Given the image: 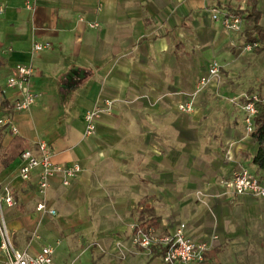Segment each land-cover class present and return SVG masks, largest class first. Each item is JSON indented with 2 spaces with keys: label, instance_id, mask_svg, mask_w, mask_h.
<instances>
[{
  "label": "crops",
  "instance_id": "0c3cea01",
  "mask_svg": "<svg viewBox=\"0 0 264 264\" xmlns=\"http://www.w3.org/2000/svg\"><path fill=\"white\" fill-rule=\"evenodd\" d=\"M168 8L169 0H0V88L13 103L19 94L7 87V79L18 64L32 63V87L38 93L29 110L12 113L17 134L28 149L46 140L57 163H78L83 168L67 187L61 177L51 181L48 203L58 213L53 219L36 210L41 199L37 174L29 185L20 181L19 155L3 170L0 183L12 187L17 202L6 212L16 250L34 255L42 247L51 246L56 264H110L96 262L95 256L100 255L91 254L85 244L98 240L104 247L113 248L116 241L133 234L129 226L135 220L161 233L173 232L180 225L154 213L152 172L151 182L146 181L145 202L137 203L146 212L134 218L130 207L137 202V190L125 179V174L137 173V160H143L150 173L158 158L153 156L154 114L159 113L163 119L167 110L139 100L127 102L144 90L140 66L147 65L152 75L167 70L165 50L169 45L140 38L153 33V17L167 14ZM88 22H97L99 27L91 28ZM36 41H49L52 48L34 52ZM105 99L114 100L112 112L102 114L97 135L86 138L84 114ZM7 129L5 146L13 137ZM230 139L234 160L228 164L230 170L224 179L213 183L210 194L214 197L205 199V204L193 201L189 205L187 192L177 191L186 208V234L196 241L212 243L207 264H227L229 257H234L232 263L236 264L235 253L243 252L236 245L242 233H235L232 226L237 225L235 200L248 198L235 196L225 182H230L241 167H247L264 184V172L252 163L258 144L240 129L232 131ZM169 160L162 158L166 168ZM118 162L125 167L115 169ZM171 184L179 186L180 182L170 181L168 172H163L158 183L163 200L170 199ZM38 225L39 239L30 240ZM147 253L136 252L127 261L112 264H165L160 249H155L151 257Z\"/></svg>",
  "mask_w": 264,
  "mask_h": 264
},
{
  "label": "rangeland",
  "instance_id": "374dc122",
  "mask_svg": "<svg viewBox=\"0 0 264 264\" xmlns=\"http://www.w3.org/2000/svg\"><path fill=\"white\" fill-rule=\"evenodd\" d=\"M216 3V0H169L167 14L153 17V33L140 38L141 41L152 39L169 45V50H165L167 70L152 75L147 65L140 66L144 90L127 103L139 100L154 108L162 105L167 112L163 114V119L159 113L154 114L153 156L158 158L150 173L143 160H137V173L125 174V179H129L137 190V202L130 207L134 218L146 212L137 203L139 200L145 202L146 181L151 182L152 172L154 195L150 205L154 213L172 223L187 224L183 216L186 208L177 191L187 192L189 205L193 201L205 204V199L214 197L210 194L213 193V190L210 191L213 183L224 179L230 170L228 164L234 160L233 141L230 139L232 131L240 129L242 134H250L245 126L243 110L246 96L260 92L264 98V46L260 51L246 48L252 25L244 17L240 31L228 30L214 20L212 9ZM223 5H232L238 12L250 9L248 0H223ZM258 9L262 14L260 25L264 26V0H258ZM215 61L220 65L218 76L206 85L201 84V77L208 73L209 65ZM183 100L192 101V113L180 111L179 105ZM98 106H102V101L93 108ZM112 109L113 105L100 117L111 113ZM100 153L103 155V152ZM163 156L170 158L168 168L163 166ZM125 165L129 167L130 162H125ZM124 167L118 162L114 168L121 170ZM163 172H168L170 181L180 182L179 186L171 184L169 187L172 193L169 200H163L159 193L158 183ZM246 197V201L235 200L238 206L234 215L237 225L232 229L235 233L241 232L243 237L236 243L238 248L243 249V252L235 253L236 264H264V198ZM50 217L53 219L56 216ZM137 222L135 220L129 226L131 231ZM7 227L10 231L8 223ZM38 228L39 225L31 233L30 240L39 239ZM13 245L16 248L14 242ZM85 245L91 254L100 255L95 256L96 262L110 261V264L125 262L136 252L143 251L132 243V235L124 241H116L113 248L104 247L98 240ZM151 256L147 253V257ZM232 262L234 257H229L227 264Z\"/></svg>",
  "mask_w": 264,
  "mask_h": 264
},
{
  "label": "built area",
  "instance_id": "2783aa9c",
  "mask_svg": "<svg viewBox=\"0 0 264 264\" xmlns=\"http://www.w3.org/2000/svg\"><path fill=\"white\" fill-rule=\"evenodd\" d=\"M212 9V17L220 22L223 27L231 31H240L243 27L244 18L239 13L231 12L218 3ZM91 28H98L97 22H88ZM259 46L258 42H249L248 50ZM52 48L49 41L33 44V51L39 52ZM220 65L215 61L209 65L208 73L201 77L200 83L208 84L212 78L218 76ZM34 67L32 63L18 64L14 72L7 79V87L15 90L19 97L12 103L14 111L29 110L36 102L38 93L33 89ZM260 99L258 93L246 96L243 104L245 112V126L250 133L255 126L257 114L256 101ZM264 100V99H263ZM113 101L105 99L102 106L87 110L84 114L85 136H92L97 131V121L102 112L109 110ZM179 109L185 113H192L194 105L192 101H183ZM6 127L12 133H18V126L12 118V114L0 116V128ZM18 177L20 181L29 185L37 174V191L41 196L36 210L42 215L57 216V211L48 203V191L51 181L61 177L63 186H69L77 175L83 170L78 163L60 164L54 160V153L46 140L37 143L35 149H25L20 155ZM226 185L232 188L235 196H251L264 198V184L249 168L241 167ZM17 205L14 192L8 184L0 183V264H56L53 260L54 249L51 246L42 247L37 253L18 251L15 249L10 231L6 223L7 209ZM132 243L149 253L160 249L165 264H203L206 253L211 250L212 243L209 241H196L186 234V225L180 224L173 232L161 233L152 226L134 224Z\"/></svg>",
  "mask_w": 264,
  "mask_h": 264
},
{
  "label": "trees",
  "instance_id": "16d2710c",
  "mask_svg": "<svg viewBox=\"0 0 264 264\" xmlns=\"http://www.w3.org/2000/svg\"><path fill=\"white\" fill-rule=\"evenodd\" d=\"M221 6V0H216ZM250 9H245L243 12H238L232 5L226 7L234 13L243 14L242 16L246 21L252 25L251 33L248 35L249 42H258L259 46H255L253 50L260 51L264 46V26L260 25V19L262 14L258 9V0H248ZM261 44V46H260ZM264 83V80H263ZM260 99L256 101L257 114L255 116V126L250 132L251 137L258 144V149L252 158V163L257 168L264 172V98L263 95L258 92ZM0 112L3 114L14 113V105L6 98L4 91L0 88ZM6 127L0 128V174L5 168H7L12 161L20 155L25 149H27L26 141L17 133H12L13 137L10 143L5 146L3 144L4 130ZM157 224V223H155ZM209 252L206 253L205 261L203 264H207L209 261Z\"/></svg>",
  "mask_w": 264,
  "mask_h": 264
}]
</instances>
